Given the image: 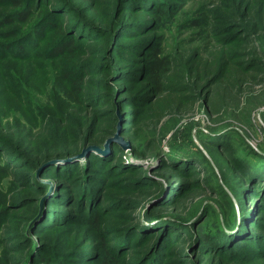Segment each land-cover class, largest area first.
Returning <instances> with one entry per match:
<instances>
[{
    "label": "rangeland",
    "instance_id": "obj_1",
    "mask_svg": "<svg viewBox=\"0 0 264 264\" xmlns=\"http://www.w3.org/2000/svg\"><path fill=\"white\" fill-rule=\"evenodd\" d=\"M41 1L43 15L54 6H73L70 0ZM110 1L112 9L108 0L96 2L101 6L97 14L112 10V32L101 33L78 50L85 64L78 70L86 80L85 108L108 132L98 146L103 152L92 150L82 159L44 168L1 147L0 164H7L10 173H0V264H100L106 245L122 251L118 242L152 243L151 249L159 244L155 251L165 255L179 242L178 250L191 258L164 256L163 264H201L192 259L199 228H225L232 219L242 223L244 214L253 235L264 234V53L231 62L224 72H216L215 80L203 76L223 48L238 51L243 40L257 46V38L264 48V24L254 26L243 0H122L118 15L119 0ZM83 5L75 12L68 8L66 21L90 16L92 1ZM132 7L142 8L134 10L142 12L143 19L129 17ZM158 8L169 15L158 20ZM7 30L0 29V45L14 41L4 35ZM92 30L87 28L86 34ZM158 46L183 79L176 94L166 87L151 103L141 105L143 100L132 97L147 94L136 90V80H146L147 58ZM0 66V83L13 84L10 72L18 79L15 85H21L17 89L27 92V98L38 96V107L62 114L64 121L67 113L56 104L57 96L49 95V61L0 57ZM14 99L9 93L4 120L24 126L23 105ZM77 129L70 127L73 140L78 139ZM118 132L131 143L130 149L117 141L106 148ZM89 146L93 144L83 149ZM67 166L70 169H62ZM133 172L136 178L128 180ZM44 173L45 178L40 175ZM86 185L92 187L90 203ZM134 185L148 196L132 194ZM25 199L39 206L34 218L26 216L32 202L24 207ZM73 202L71 213L65 206ZM45 210L50 211L48 217L42 215ZM94 210L119 220L99 231L86 223ZM186 222L189 236L181 226ZM237 243L247 255L255 247L248 240ZM207 260L203 263L212 262Z\"/></svg>",
    "mask_w": 264,
    "mask_h": 264
},
{
    "label": "trees",
    "instance_id": "obj_2",
    "mask_svg": "<svg viewBox=\"0 0 264 264\" xmlns=\"http://www.w3.org/2000/svg\"><path fill=\"white\" fill-rule=\"evenodd\" d=\"M76 1L77 4L75 0H70L73 6H61L58 8L54 6L50 9L52 10L51 13L43 15L41 11L43 1L41 0H0V29H9L4 32V35L8 39L14 40L12 43L0 45V57H12L17 59L41 58L45 61H49V67H52V69L48 70V75L52 80V89L49 90V95H56V104L61 107L62 111L67 113V117L62 121V114L56 115V111L52 112L51 110L38 107V105H36L37 102L35 103V101L38 100V96L32 95L30 98H27L25 96L27 92L17 89V85H21L19 82L15 85L14 81H18V79L10 72L7 74L13 77V84L0 83V150L1 147H3L4 150L11 149L15 153L20 154V158L24 157L29 160L34 167L44 165L52 159H65L74 156L80 153L84 146L89 144L97 146L103 145L108 136V132L98 125L95 117L91 118L90 114L92 115V112L89 113V110L85 108L84 103L87 97L85 88L86 80L84 79V75L78 71L79 67L85 66V64L79 61L82 54H80L78 50L82 48V46L87 45V41L96 40L101 33L108 34L112 32V3L108 0V2L111 3L109 7L111 9H107L103 15H99L97 11L101 6L96 2L97 0H90L92 1V5L87 8V12L91 14L90 16L85 18L84 16L83 18L77 17L67 22L68 16L66 15L68 14V8H70V12H75L77 7L83 8V6H85L83 3L87 4V0ZM243 1L244 4L242 7L245 12L247 10V15H250V20L258 29L260 25L264 24L263 1ZM57 3L59 4L61 1ZM122 3V0L118 1L115 15H118ZM135 8L137 7H132L130 12L127 13L130 18L136 19L138 22L143 19L144 15H139V13H142L140 11L135 12ZM157 11L159 12L157 16L158 20L169 15L166 10L158 8ZM77 20L79 21L77 22ZM197 23L198 22H195V25H197ZM81 25H84L82 30H80ZM91 26H93V30L91 35H88L85 30H87V28L91 29ZM251 43V41L246 42L243 40L238 51H233V49L227 47L223 48L222 52H219V55H217L212 69L209 72L203 73V76L205 78L210 77V81L211 79L215 80L218 78L216 72H224L226 66L231 64V62L237 63L240 60L246 61L245 58L249 56L252 58L254 54H258L259 52L264 53L262 39L257 38V46L254 44V46L251 47ZM98 44L97 50L99 51L102 49V42ZM256 63L257 61L255 60L254 64ZM260 67H262L261 61ZM145 70L147 78L144 81L136 80L138 83L136 90L140 93H146L147 96H139L136 94L132 99H141L143 100L141 105H148L159 93H162L166 87L170 89V91H173V94L178 92V84H180L182 82L181 79H183L181 78V73L176 72L175 63L171 60V57L164 54L159 46L148 56ZM199 73L200 71L195 72V74ZM213 73L215 74L213 75ZM14 74L16 75V73ZM9 93L15 98L14 102H19L23 105L21 109L27 120L24 126L14 125L10 121L4 120L9 116V114H7V98L9 97ZM71 126L78 127L77 132H74L75 137H78V139L76 138L77 140H73L69 134ZM98 160L99 162L103 161L100 157ZM53 166L54 165H47L44 168ZM62 169H70V166L63 167ZM133 169L134 167L130 166L128 171L131 172ZM134 172L127 176L128 180L136 178L134 177L136 172ZM0 173H10L7 164H0ZM40 175L44 178L46 176L45 173ZM34 177L36 178L35 175ZM139 180L138 178L134 181L138 182ZM142 183L143 182H141V184ZM138 186L140 185L133 186L134 191L132 194L141 192L142 198L147 197L149 192L142 189H137V192L136 188ZM90 189H92V187L86 185L85 198L89 199V203L92 200L87 196L89 195ZM26 191L27 195L31 196L27 189ZM131 196L134 195H127L125 198H130ZM35 201L36 200L33 199L31 201L25 199L22 202L24 207L27 206V203L32 202L31 207L26 210V216H33L34 218L39 212V206L38 208L34 206ZM73 205L74 202L70 205L66 204L65 209L73 213ZM67 206L70 208H67ZM85 207L89 208L88 205ZM49 212L50 211L45 210L42 215L45 214L46 217H48ZM245 216L247 215L243 214L241 218L242 223H237V219H232L225 228H221V226L214 228V226L213 228L211 227L209 231L204 228H199L194 234L195 240H193V243H195L196 246L193 245L192 259L198 260L201 264L206 263L209 258L212 261L210 264H264V234L253 235V229L249 230L247 220H244ZM58 219L59 218L56 220L58 221ZM117 220H119V218L115 214L108 215L104 210H94L91 218L86 220V223L95 224L97 227L96 229L101 231L106 230L107 227L113 225ZM189 225L190 224L187 222L181 225L182 228H185V231L189 233L187 234L188 236L192 234L190 230L188 231ZM184 237L186 239L187 236L184 235ZM3 240L4 238H0V242ZM244 240H248L255 245V247L249 249V255L246 253L243 254V246L237 243H242ZM118 244L123 246L121 247L122 251L117 252L110 248L109 245H106L105 248L102 249L104 254L102 255L100 264H163L161 257L164 256H175L179 258L183 255L188 259L191 258V255L178 250L180 246L179 242L171 247L172 249L167 255L157 252V250L155 251V248L158 249L159 244H157L158 246L156 245L154 249H151L152 243L149 245H142V243L139 242L134 244H122L118 242ZM125 248L126 251L124 250ZM221 253L223 255H221ZM124 256L126 257L125 260H123ZM226 256L231 259L234 256L238 257L239 261H229Z\"/></svg>",
    "mask_w": 264,
    "mask_h": 264
},
{
    "label": "water",
    "instance_id": "obj_3",
    "mask_svg": "<svg viewBox=\"0 0 264 264\" xmlns=\"http://www.w3.org/2000/svg\"><path fill=\"white\" fill-rule=\"evenodd\" d=\"M112 141L119 142L121 144V146L123 147L124 150H128V149L131 148V143L129 141L124 140L123 137H121L119 135V132L112 139H110L109 141H107V143L105 145L106 148H108L109 142H112ZM92 150H97L99 152H103V149H101L98 146L93 145V146H89L86 149H83L82 152H80V153H78V154H76L74 156H71V157H68V158H65V159H52V160L46 162L43 165V167H45L47 165H53V164H56V163L61 162V161H71V160L82 159V158L88 156L89 152L92 151ZM34 222H35V220H34Z\"/></svg>",
    "mask_w": 264,
    "mask_h": 264
}]
</instances>
